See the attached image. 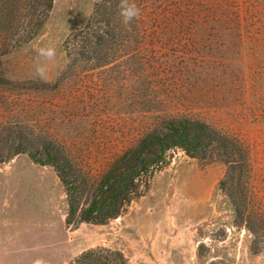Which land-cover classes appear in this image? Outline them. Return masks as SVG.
<instances>
[{
	"label": "rangeland",
	"instance_id": "374dc122",
	"mask_svg": "<svg viewBox=\"0 0 264 264\" xmlns=\"http://www.w3.org/2000/svg\"><path fill=\"white\" fill-rule=\"evenodd\" d=\"M102 1L52 0L40 34L17 48L0 32V139L21 128L97 176L160 118L200 120L246 148L247 213L220 185L222 162L173 149L119 217L71 230L52 167L18 154L0 164V264H77L90 249L127 264H264V0H134L139 35L111 65L75 71L64 41ZM49 46L54 61L38 55Z\"/></svg>",
	"mask_w": 264,
	"mask_h": 264
},
{
	"label": "trees",
	"instance_id": "16d2710c",
	"mask_svg": "<svg viewBox=\"0 0 264 264\" xmlns=\"http://www.w3.org/2000/svg\"><path fill=\"white\" fill-rule=\"evenodd\" d=\"M51 9L52 0H0V32L13 42L8 45L17 48L39 35ZM119 11V0H103L84 25L65 39L63 48L70 68L88 71L111 65L123 45L139 35L133 29L139 16L126 25ZM20 31L23 32L17 36ZM173 149H181L191 158L222 162L226 172L220 185L223 189L227 187L225 194L234 211L245 216L244 186L249 173L246 148L238 139L188 117L160 118L156 126L112 159L97 176L82 170L52 140L13 127L6 128L0 139V164L26 154L33 163L52 167L65 190V225L74 230L80 224L105 225L119 217L148 190L150 178L166 164L167 152ZM247 230L253 233L252 229ZM75 263L127 264V261L117 251L90 249Z\"/></svg>",
	"mask_w": 264,
	"mask_h": 264
},
{
	"label": "clouds",
	"instance_id": "9594fccd",
	"mask_svg": "<svg viewBox=\"0 0 264 264\" xmlns=\"http://www.w3.org/2000/svg\"><path fill=\"white\" fill-rule=\"evenodd\" d=\"M119 15L122 17L124 24H130V22L140 15V9L137 7L134 0H119ZM38 55L45 58L46 61H54L56 57V50L54 47H42L38 50ZM36 74L40 77H45L48 71V64L38 63L35 68ZM35 264H43L41 260H37Z\"/></svg>",
	"mask_w": 264,
	"mask_h": 264
}]
</instances>
